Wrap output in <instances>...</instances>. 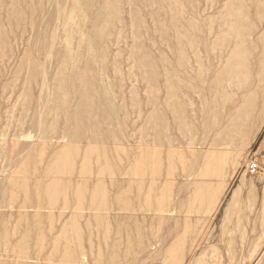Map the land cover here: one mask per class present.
<instances>
[{"label":"rangeland","instance_id":"rangeland-1","mask_svg":"<svg viewBox=\"0 0 264 264\" xmlns=\"http://www.w3.org/2000/svg\"><path fill=\"white\" fill-rule=\"evenodd\" d=\"M7 1L0 0V119H2V123L0 122V138H2L0 139V264H75V259L69 255L71 252H74L78 258H83L82 262L78 264H253L264 244V164L255 165V163L260 160L264 163V157L257 150L259 141L264 133V120L257 121L256 125H250L251 117L258 113L257 109H259L260 104H262L261 102L264 101V98H262L263 96H258L262 95L260 92L256 97V105H258V107L255 106L252 108L250 115H247L245 121L247 124L246 126L249 127V140L244 145L239 146L238 138H235L234 144L240 147L239 158L242 159L240 160L238 158L239 164L235 168V172L231 178L226 175L228 174L227 171V173L225 172L226 174H222V172L219 174L214 173L213 166L208 168L201 166L199 170L195 168L192 172V176L186 175L190 170H187L186 173L182 175L179 167V170L174 173V179L171 178L170 181L172 182L169 184L170 182H165L164 176H150L149 170L144 171V173H138L134 167V162L130 160L138 153V149L136 148L142 144L144 150H150L154 147L153 143L155 137H157V129L159 131V137L163 138V142L166 143L167 137L170 138L174 148L176 147L178 150H181L179 143H183V141L187 139L185 137L190 138L191 136L192 138L194 137L195 140L201 137V133H199L201 131H198L202 126V119H199L201 118L199 117L201 115V108L198 107V96H196L200 93L198 91L199 88L196 87L190 92L188 91L189 96H192L196 104L194 105L195 107H188L189 110L193 108L194 110L191 111L192 113L188 111L187 118L178 121L173 118L166 106L167 93L165 76L168 75V72H170L173 67L178 66L180 59H183L186 61L184 68L188 71V74L193 70L192 74H189L191 77L190 82L195 80L196 82L193 83L198 84L197 82H199L200 85L202 77L204 78L208 75L205 77L208 78L217 67L220 70L223 69L224 63L234 62V58L228 60L227 57L229 52L238 45L233 42L234 38L238 35H242L246 39L245 44L239 46V49H246L247 55L253 53L251 49H254V53L255 51H257L256 53H260L259 48L264 44V35L261 36L262 33L264 34V30L262 31V29H264V0H248V2L247 0H237L238 5H236L237 3H235V0H220V2L219 0H160L162 5L159 0H156L157 2L154 0H101L102 2H100V0H79V5L85 15V22L87 21L85 23L86 29L84 27L85 32L89 38L90 35H92L89 41L95 58L93 60L87 58L86 54L90 52L87 50V42H79V34L73 32L75 26L71 25L68 31L71 30L73 34L71 33L72 35H70L71 46H69L74 55L76 53V59L73 63L68 64L67 69L63 67L65 60H67L66 53L63 52L65 50V32L62 30L61 19L58 18L56 11L58 8H61L62 5V8L69 7V0H54V3L53 0H45L44 2L43 0ZM105 1L109 3V10L101 12L102 5H104ZM187 1L190 2L188 3ZM200 1H204L205 4ZM256 1L258 4H256ZM184 3H186L185 5L187 6L189 5V7H184ZM56 6L58 7L56 8ZM248 6L250 7L248 8ZM251 7L254 8L252 9ZM21 8L25 9L21 10ZM30 8H32V11ZM39 8L41 10H39ZM47 8L48 10L46 11ZM189 8L191 10H189ZM212 8L217 9L211 12ZM92 9H96L95 12ZM198 9H201L200 15ZM37 10L39 12L41 11V14ZM50 10L51 13H49ZM26 11L29 12V16ZM2 12L4 14H2ZM24 12H26V14ZM166 12L168 13L166 14ZM190 12H192L193 18L196 16L195 19H197L199 15L200 19H198L200 22L203 19L201 23L204 27H200L201 23L198 19L194 20L190 17ZM35 13L39 15H35ZM92 13H94V16ZM202 13L204 14L202 15ZM43 16H47V18H44L45 21L43 20ZM51 16H53V19L56 17L54 21H52L53 19H48L51 18ZM185 16H187V19H185ZM167 20L168 22H166ZM49 21L50 23L51 21L54 22L53 25L51 23L50 26ZM185 21H187V23ZM3 23L6 24V26H3ZM13 23L14 25L12 27ZM148 23L151 27L148 26ZM167 24L170 25V27L167 26ZM211 25H213L214 28H212L213 26L211 27ZM94 26L97 27L95 28ZM189 26L192 28H189ZM39 27L43 29L41 30ZM50 28L52 29L50 30L51 32L48 31ZM174 28L177 32H175ZM203 28L204 31L201 32L200 30H203ZM12 29L18 32H12ZM18 29L21 30L20 33ZM36 30H40L41 34ZM127 31L128 33L126 35ZM206 31H208V35ZM213 31L215 33H213ZM30 32L33 36L35 35V41H33V36L31 37ZM171 32H175L172 37ZM15 33L16 39L19 38V41L15 39ZM21 35L25 37L22 36L21 38ZM49 35L50 37L52 36L53 39L52 37L50 38ZM153 35L156 36L154 37ZM126 36L128 37L127 39ZM250 36L253 38L250 39ZM259 36H261V38L263 37V39ZM211 37L212 39L210 40ZM172 40H174V45L171 42ZM205 40L206 42L204 43ZM58 41L62 42V44L60 42V44H56ZM112 41H116L117 43H113ZM15 44H18L17 47H19L21 51L16 48ZM28 45H30V47ZM34 45L35 47H33ZM56 46H58L57 49L60 48L61 50H54ZM159 47L160 49L162 47V50H159ZM201 48L205 51H203V49L201 50ZM165 49L167 50L163 51ZM172 49H175V51ZM3 51H8L9 54ZM201 52L203 54L205 53V56ZM222 52H224L223 55ZM57 53H59V57ZM40 54L41 57L38 58ZM215 54L217 56L216 58L214 56ZM122 55L124 57H121ZM15 56L18 61H16ZM19 56L23 64L19 61ZM169 56L170 58H168ZM3 58L6 59V61ZM206 58L209 59L211 63L208 62ZM123 59L124 61H122ZM216 59L218 61L219 59L223 60L217 65L218 61ZM52 60L54 64L51 62ZM188 63H193L191 66L194 67L189 68V66H187ZM55 64L57 65L55 66ZM205 64H207L208 68ZM49 65L51 70H49ZM46 66L48 67L46 68ZM10 67L11 72H13L12 74L10 72ZM194 69L196 71H194ZM109 72H111L113 76ZM50 76H52L51 78H54V80L50 79ZM9 77L12 78L9 79ZM101 77L103 78V86L104 84L107 85L108 89L105 90V93L103 91V97L99 98L98 94L100 93V88L98 83ZM125 77L128 78V80ZM5 78L6 80L4 82ZM158 79L161 80L158 82ZM44 81L46 84L43 85ZM53 81L56 82L54 83L55 85L57 84L55 88L53 87ZM130 81L132 82V86L136 84V87H130ZM112 82L114 84H112ZM121 82H123L122 84L124 87ZM17 84H20V86ZM15 88L17 90H15ZM53 88L56 90H52ZM139 88L140 91L138 92ZM47 89L53 92H48ZM162 90L165 91L163 92ZM34 92L36 93L33 94ZM119 92L122 93L117 95ZM124 92H126V94H124ZM53 93V98L54 96L56 97L54 100L51 98L52 100L49 101ZM118 98H120V100ZM42 100L45 101L42 103ZM47 101L50 102V106H47L49 105ZM46 103L47 105H45ZM186 103L187 100L185 101V104ZM19 106L21 108L18 110L16 107ZM34 106L36 108H34ZM48 107L50 108L49 110ZM41 108L46 112H43ZM59 109L60 111H58ZM115 110H117V113ZM2 112L4 114H1ZM166 112L169 114L167 115ZM59 113L62 115H59ZM86 113H92L93 116L88 118ZM46 114L48 117H46ZM54 114L58 115L54 116ZM134 114L136 115L135 117ZM83 115L84 117L82 118ZM159 115L160 118L158 117ZM193 115L195 117H193ZM42 118H44V120ZM32 119L34 122L37 121L36 125L31 122ZM68 119H71L73 123L70 124L71 121L69 122ZM126 119L128 120L127 122ZM13 121L14 123L10 125ZM66 121L69 124H67ZM4 122L6 125H2ZM45 122L46 124H44ZM47 122H49V124L52 123L54 127H57L59 130L53 128V125H49ZM128 122L131 123L130 126ZM197 122H199L200 125ZM31 124L32 126L35 125L33 127L34 130H31ZM117 124L119 127H117ZM1 126H3L4 130ZM22 126L29 127L28 131ZM43 126H46L44 128L46 130L44 131ZM104 126L109 130H106L107 136ZM48 128L50 130H48ZM15 129L16 131H14ZM132 129L134 131H132ZM99 130L102 132H99ZM25 131L28 135L25 134ZM32 131L33 135L31 133ZM253 131L257 133L254 134ZM171 132L173 136L170 135ZM17 133L18 135H16ZM42 135H44L46 139L41 137ZM57 135L59 137H57ZM103 135H105V137ZM136 135L138 137H136ZM18 136L21 137V139ZM25 136L26 139H24ZM170 136H172V138ZM38 137H41L40 140ZM86 138L88 139L86 140ZM28 139H30L32 143ZM57 139L59 140L57 141ZM106 139H110V141ZM44 140L46 141L43 142ZM108 142L111 143L109 144ZM56 145L57 147H55ZM64 146L67 148L70 147L73 151L71 158L73 166L71 171L64 175L65 179H67L64 184L68 190V196L66 201L60 199L50 206L49 203H46V198L42 194V191H39V188L45 181H48L47 163L50 162L51 158L54 159L55 155L61 152ZM80 146L81 148H79ZM194 146L198 147L200 145L197 143ZM17 147L21 148L17 149ZM89 149L95 152L91 155V161L86 166L84 163L85 155ZM42 150L44 153H41ZM106 151H108V153ZM22 152L25 154L23 155ZM104 152H106L107 155ZM110 153L112 154L110 155ZM131 154L132 156H130ZM108 155L113 156L114 160L111 157L109 159ZM11 156H14V162H12ZM97 156L100 158H97ZM33 157L36 160H34ZM77 157L79 161H77ZM1 158L4 162H2ZM38 158H41L42 162L37 163L39 160ZM42 158L44 160H42ZM108 159L110 161H108ZM128 161L131 162L129 166H127ZM11 163L15 164L12 165ZM32 163L35 165L34 167L39 168L33 169ZM163 164H161L162 173H164L166 166L165 162ZM85 167L88 169L84 171L87 172V184L84 190L85 198L81 205L83 210L75 211L74 207L77 205L75 197L82 191L81 188H83V184L81 183L80 176ZM230 168L229 166L228 169ZM101 169L103 170V182L99 184L97 180L99 170ZM6 170H9V172H6ZM194 173H196V176H194ZM90 174H93V176ZM195 179H197L196 185ZM152 183L155 185H152ZM10 184H13V186H10ZM139 184H141V187ZM15 187L18 189L16 188L15 190ZM25 187H27L29 191V199L25 197ZM35 190L40 192L39 202L40 204H45L47 209L52 212V218H48V211L46 209H40V211L36 213L34 209ZM12 192L13 194H10ZM102 193L104 197H102ZM169 197L171 198L170 201ZM159 198L160 200H158ZM101 201H103V206L100 205ZM22 204L28 206L22 209L20 208ZM74 212H79L78 218L76 217L74 219L71 216ZM94 215L99 216L95 218ZM22 228H24V230H22ZM57 232V236H54ZM50 238L54 240L51 241L49 240ZM9 241L11 242L9 243ZM31 255L38 257L37 260L29 262L26 258Z\"/></svg>","mask_w":264,"mask_h":264},{"label":"bare ground","instance_id":"bare-ground-1","mask_svg":"<svg viewBox=\"0 0 264 264\" xmlns=\"http://www.w3.org/2000/svg\"><path fill=\"white\" fill-rule=\"evenodd\" d=\"M7 1V0H6ZM36 1H38V0H36ZM45 0H43V2H44ZM98 1V0H97ZM109 1V0H108ZM140 1V0H139ZM155 2H157L156 0H154ZM160 1V0H159ZM225 1V0H224ZM236 2L235 3H237L238 1L237 0H235ZM8 2V1H7ZM42 2V3H43ZM58 2V1H57ZM61 2V1H60ZM96 2V1H95ZM100 2H102L101 0H100ZM111 2V1H110ZM188 3L190 2V1H187ZM200 2H203V4H205L204 3V1H200ZM219 2H220V0H219ZM247 2H248V0H247ZM257 2V1H256ZM6 3V2H5ZM37 3V2H36ZM47 3H48V1H47ZM53 3H54V0H53ZM98 3V2H97ZM160 3H161V1H160ZM183 3V2H182ZM7 4V3H6ZM59 4V3H58ZM186 3H184V7L186 6V7H189V5L187 6V5H185ZM217 4V3H216ZM246 4V3H245ZM248 4V3H247ZM254 4V3H253ZM256 4H258V2L256 3ZM53 5H55V4H53ZM135 5V4H134ZM161 5H162V3H161ZM236 5H238V3L236 4ZM236 5H235V7H236ZM40 6V5H39ZM51 6V5H50ZM66 6V5H65ZM136 6V5H135ZM165 6V5H164ZM163 6V7H164ZM206 6V5H205ZM218 6V5H217ZM220 6H221V4H220ZM223 6V5H222ZM257 6V5H256ZM255 6V7H256ZM36 7V6H35ZM47 7V6H46ZM45 7V8H46ZM54 7V6H53ZM58 6H56V8H57ZM63 7V5L61 6V8H58L57 9V16H58V18H60L61 19V26H62V30L65 32V37H64V45H65V50L63 51L64 53H66V56H67V60H65V62H64V64H63V67L64 68H68V64H70V63H73L74 62V60L76 59L75 58V56H76V53H75V55H74V53L71 51V48H70V35H72L73 33H72V31L71 30H69L68 31V28H69V26H71V25H74L75 27H74V29L75 30H73V32L74 33H77V34H79V42H83V41H86L87 42V50L88 51H90V52H88L86 55H87V58H89V59H91V60H93L94 58H95V55L93 54V51H92V48H91V45H90V38H91V36L92 35H90V38H89V36L86 34V32H85V29H86V25H85V23L87 22H85V15L83 14V11L81 10V7H80V5H79V0H69V7H67V8H62ZM126 7V6H125ZM199 7V6H198ZM219 7V6H218ZM225 7V6H224ZM250 6H248V8H249ZM20 8V7H19ZM43 8H44V6H43ZM97 8V7H96ZM98 8H99V5H98ZM200 8H201V6H200ZM204 8V7H203ZM234 8V7H233ZM252 8V7H251ZM254 8V7H253ZM252 8V9H253ZM9 9V8H8ZM23 8H21V10H22ZM25 9V8H24ZM23 9V10H24ZM32 8H30V10H31ZM188 9V8H187ZM202 9V8H201ZM201 9L198 11L199 12V15L201 14L200 12H201ZM215 9H217V8H215ZM214 8H212V11L211 12H213V10H215ZM219 9V8H218ZM28 10V9H27ZM39 10H41L40 8H39ZM48 10V8L46 9V11ZM51 10H52V8H51ZM51 10H50V12L49 13H51ZM56 10V9H55ZM93 10V9H92ZM95 10L96 9H94L93 11L95 12ZM107 11V10H109V3L107 2V1H105L104 2V5H102V9H101V12H103V11ZM125 10V9H124ZM181 10V9H180ZM189 10H191L190 8H189ZM8 11V10H7ZM32 11V10H31ZM38 11V10H37ZM92 11V12H93ZM127 11V10H126ZM184 11V10H183ZM193 11V10H192ZM196 11V12H197ZM4 12V11H3ZM2 12V14H4ZM26 12H28V11H26ZM26 12H24L25 14H26ZM39 12V11H38ZM37 12V13H38ZM41 12V11H40ZM39 12V13H40ZM55 12V13H56ZM194 12V11H193ZM238 12V11H237ZM242 12V11H241ZM48 13V12H47ZM88 13V12H87ZM128 13V12H127ZM126 13V14H127ZM154 13V12H153ZM168 12H166V14H167ZM191 13V18H193L192 17V12H190ZM205 13V12H204ZM204 13H202V15L204 14ZM208 13V12H207ZM223 13V12H222ZM41 14V13H40ZM86 14V13H85ZM93 14V16H94V13H92ZM133 14H135V13H133ZM142 14V13H141ZM184 14V13H183ZM194 14V13H193ZM198 14V13H197ZM251 14H253V13H251ZM262 14V13H261ZM35 15H39V14H36L35 13ZM55 15V14H54ZM88 15V14H87ZM196 15V14H195ZM199 15H198V18H199ZM211 15V14H210ZM28 16H29V12H28ZM33 16H34V14H33ZM32 16V17H33ZM50 16V15H49ZM124 16H126V15H124ZM146 16V15H145ZM163 16V15H162ZM170 16V15H169ZM188 16V15H187ZM187 16H185V19H187L186 17ZM262 16V15H261ZM4 17V16H3ZM2 17V18H3ZM31 17V16H30ZM35 17V16H34ZM33 17V18H34ZM38 17V16H37ZM46 18H47V16H45ZM44 16H43V20H44V18H45ZM128 17V16H127ZM133 17H134V15H133ZM141 17H142V15H141ZM168 17V16H167ZM196 17V16H195ZM195 17L193 18L194 20H197V19H195ZM233 17V16H232ZM29 18V17H28ZM55 18L56 17H54V19H53V16H51V18H48V19H53L52 21H54L55 20ZM94 18V17H93ZM124 18V17H123ZM251 18H253V17H251ZM20 19H23V18H20ZM25 19H26V17H25ZM40 19H41V17H40ZM155 19H156V17H155ZM200 19V18H199ZM199 19H198V21H199ZM32 20V19H31ZM36 20H37V18H36ZM124 20V19H123ZM189 20V19H188ZM203 20V19H202ZM202 20H201V22H202ZM262 20V19H261ZM264 20V19H263ZM23 21V20H22ZM26 21V20H25ZM27 21H28V19H27ZM45 21V20H44ZM43 21V22H44ZM51 21V23H52V25H53V23L54 22H52ZM90 21V20H89ZM127 21V20H126ZM130 21V20H129ZM149 21V20H148ZM175 21V20H174ZM230 21V20H229ZM3 22H4V20H3ZM39 22H40V20H39ZM93 22V21H92ZM166 22H168V20L166 21ZM186 23H187V21H185ZM191 22V21H190ZM200 22V21H199ZM200 22V23H201ZM261 22H263V21H261ZM49 23H50V21H49ZM48 23V24H49ZM51 23H50V26H51ZM59 23V22H58ZM91 23V22H90ZM100 23V22H99ZM125 23V22H124ZM255 23H256V21H255ZM257 23H259V22H257ZM39 24V23H38ZM125 24H127V23H125ZM125 24H124V26H125ZM155 24V23H154ZM253 24V23H252ZM13 25H14V23L12 24V27H13ZM97 25V24H96ZM131 25V24H130ZM139 25V24H138ZM190 25H191V23H190ZM3 26H6V24H4L3 23ZM22 26V25H21ZM35 26H37V25H35ZM42 26H44V25H42ZM49 26V25H48ZM49 26V27H50ZM93 26V25H92ZM116 26V25H115ZM148 26H149V23H148ZM167 26H169L170 27V25H168L167 24ZM177 26V25H176ZM175 26V27H176ZM203 25H202V23H201V25H200V27H202ZM207 26V25H206ZM213 25H211V27H212ZM257 26V25H256ZM38 27V26H37ZM41 27V26H40ZM39 27V29H43V28H40ZM48 27V28H49ZM57 27H58V25H57ZM84 27H85V29H84ZM95 27V26H94ZM97 27V26H96ZM95 27V28H96ZM119 27V26H118ZM149 27H151V25L149 26ZM155 27H156V25H155ZM191 26H189V28H190ZM204 27V26H203ZM258 27V26H257ZM261 27V26H260ZM173 28V27H172ZM192 28V27H191ZM206 28V27H205ZM212 28H214V26L212 27ZM218 28V27H217ZM14 29V28H13ZM13 29L11 30L12 32H16L15 30L13 31ZM29 29V28H28ZM38 29V28H37ZM45 29H46V27H45ZM44 29V30H45ZM55 29V28H54ZM58 29H60V28H58ZM90 29V28H89ZM124 29V28H123ZM130 29V28H129ZM156 29H157V27H156ZM258 29V28H257ZM19 30V33H20V29H18ZM50 30H52L51 28L50 29H48V31H50ZM117 30H118V28H117ZM117 30H116V33H117ZM161 30V29H160ZM159 30V31H160ZM174 30H175V32H177V30L174 28ZM205 30H207V29H205ZM264 29H262V31H263ZM9 31V30H8ZM30 31V30H29ZM36 31H38V30H36ZM35 31V32H36ZM55 31V30H54ZM62 31V32H63ZM123 31V30H122ZM122 31H120V32H122ZM143 31V30H142ZM158 31V30H157ZM173 31V30H172ZM198 31V30H197ZM201 32L202 31H204V28H203V30H200ZM200 31H198V32H200ZM261 31V32H262ZM18 32V31H17ZM38 32H40V34H41V31L39 30ZM51 32V31H50ZM123 32H125V31H123ZM141 32V31H140ZM175 32H171L172 34H171V37L172 36H174V33ZM191 32H193V31H191ZM208 31H206V33H207ZM256 32V31H255ZM31 33V32H30ZM29 33V34H30ZM55 33H56V31H55ZM55 33H52V34H55ZM72 33V34H71ZM127 33H128V31L126 32V35H127ZM186 33V32H185ZM187 33H188V31H187ZM213 33H215L214 31H213ZM252 33H254V32H252ZM130 34V33H129ZM61 35V34H60ZM117 35V34H116ZM115 35V36H116ZM188 35V34H187ZM204 35V34H203ZM207 35H208V33H207ZM212 35V34H211ZM256 35V34H255ZM260 35H261V33H260ZM264 34L262 33V35L261 36H263ZM10 36V35H9ZM22 36L23 37H25L26 36V34H25V36L24 35H21V38H22ZM30 36V35H29ZM33 35H32V33H31V37H32ZM35 36V35H34ZM34 36H33V41H35L36 39H34ZM40 36H42V35H40ZM48 36V35H47ZM47 36H46V39H47ZM54 36V35H53ZM58 36H59V34H58ZM74 36V35H73ZM94 36V35H93ZM152 36V35H151ZM154 37L156 36V35H153ZM200 36V35H199ZM234 36V35H233ZM254 36V35H253ZM261 36H259L260 38H261ZM14 37H15V39H16V33L14 34ZM20 37V36H19ZM28 37V36H27ZM38 37V36H37ZM37 37H35V38H37ZM49 37H50V35H49ZM52 37V36H51ZM50 37V38H51ZM56 37V36H55ZM208 37V36H207ZM212 37H213V35H212ZM212 37L210 38V40L212 39ZM256 37V36H255ZM254 37V38H255ZM44 38H45V36H44ZM57 38V37H56ZM60 38V37H59ZM58 38V39H59ZM115 38H117V37H115ZM128 37L126 36V39H127ZM133 38V37H132ZM157 38V37H156ZM201 38V37H200ZM203 38V37H202ZM209 38V37H208ZM253 37H251L250 36V39H252ZM259 38V39H260ZM26 39V38H25ZM49 39V38H48ZM52 39H53V37H52ZM72 39H73V37H72ZM71 39V40H72ZM124 39V38H123ZM215 39H217V38H215ZM225 39V38H224ZM223 39V40H224ZM261 39H263V37L261 38ZM16 40H18L19 41V38L18 39H16ZM23 40V39H22ZM22 40H21V43H22V45H23V42H22ZM41 40V39H40ZM57 40V39H56ZM62 40V39H61ZM74 40V39H73ZM104 40V39H103ZM116 40V39H115ZM209 40V41H210ZM28 41V40H27ZM108 41V40H107ZM128 41H130V40H128ZM190 41V40H189ZM30 42V41H29ZM32 42V41H31ZM41 42V41H40ZM60 41H58L56 44H58ZM113 43L114 42H116V41H112ZM119 42V41H118ZM172 43H173V45H174V40H172L171 41ZM200 42V41H199ZM206 42V40L204 41V43ZM211 42V41H210ZM230 42H231V40H230ZM233 42L235 43V44H238L237 46H236V48H234L233 50H231L230 52H229V54H228V57H227V59L229 60V59H231V58H234L233 60H234V62L233 63H227L226 62V64L224 63H222L223 64V69H218V67L216 68V69H218V70H216L215 69V71L212 73V74H210V76L208 77V78H205L206 76H208V75H206L204 78L202 77L201 78V80H200V85H199V82H197L198 84H195V83H193V82H196L195 80H193V82H190V79H191V77H190V75L189 74H192V72H193V70H191L192 72L191 73H189L188 74V71L184 68L185 66L184 65H186V61L185 60H179L180 62L178 63V66L177 67H173L172 68V70L170 71V72H168V75L167 76H165L166 77V93H167V103H166V106H167V108L169 109V111H170V113H171V115L173 116V118L174 119H177L178 121H182V120H184L185 118H187V116H188V111L189 112H191L192 110H194V108L192 109V110H189L188 109V107H195L194 105L196 104V102L194 101V99L192 98V96L190 97L189 96V92L191 91V90H193V89H195L196 87H198L199 88V92L200 93H198L196 96H198L197 97V99H198V107L199 108H201V112H200V110H199V112L201 113V115L199 116V117H201V118H199V119H202L201 120V122H202V126L198 129V131H201V132H199V133H201V137H198V139L197 140H195V138L193 137H191L190 136V138H188V137H185V138H187V139H185V141H183V143L181 142V143H179V147H181V150H178V148H174V146H173V142H172V140L170 139V138H168L167 137V142L166 143H164L163 142V138L162 137H159V131H158V129H157V137H155V140H154V143H153V148H151L150 150L148 149V150H144L143 148H142V145L141 146H139V147H135L136 149H138L137 151H138V153L137 154H135L134 155V157H132L131 158V162L133 161L134 162V164H135V168H136V170L138 171V173L139 172H141V173H144V171H146V170H149V175L150 176H152V175H158L159 177L160 176H164L165 177V182H170L169 184H171V182L172 181H170L171 180V178H173L174 179V173L175 172H177L178 170H179V167H180V171H181V173H182V175H184L185 173H186V171L187 170H190V172H187V176H192V172L195 170V168H197V170H199L200 168H201V166L202 167H210V166H213V171H214V173H216V174H219V173H221L222 172V174L223 173H225L226 171L228 172V174H226V175H228L230 178L233 176V174H234V172H235V168L237 167V165L239 164V159L241 160L242 158H239V156H240V150L241 149H239L240 147H237V146H235V144H234V141H235V138L237 137L238 138V141H239V146H241V145H244L245 143H247V141L249 140L248 139V137H249V127L248 126H246L247 124H246V119H247V115H250V113H251V110H252V108L253 107H258V105H256V97H257V95L258 94H262V95H258V96H263L262 98H264V44H263V46L261 47V48H259L260 49V53H256L257 51H255V53H254V49L252 50L251 49V51H253V53H250V54H248L247 55V52H246V49H242L241 47V49H239V46H241V45H244L245 44V42H246V39L242 36V35H238L236 38H234V40H233ZM261 42V41H260ZM16 43V42H15ZM25 43V42H24ZM38 43V42H37ZM61 44H62V42H60ZM59 43V44H60ZM117 43V42H116ZM122 43V42H121ZM176 43V42H175ZM190 43V42H189ZM188 43V44H189ZM197 43V42H196ZM213 43V42H212ZM254 43V42H253ZM257 43H259V42H257ZM29 44V43H28ZM46 44V43H45ZM44 44V45H45ZM80 44V43H79ZM112 44V43H111ZM201 44V43H200ZM200 44H199V46H200ZM227 44V43H226ZM18 45V44H17ZM17 45L15 44V46H16V48H18L19 49V47H17ZM24 45H26V44H24ZM55 45V44H54ZM70 45V46H69ZM100 45V44H99ZM128 45V44H127ZM161 45V44H160ZM186 45V44H185ZM203 45V44H202ZM214 45V44H213ZM249 45V44H248ZM12 46H13V44H12ZM19 46L21 47V45L19 44ZM29 47H30V45H28ZM37 46V45H36ZM50 46V45H49ZM114 46V45H113ZM156 46V45H155ZM154 46V47H155ZM157 46H159V45H157ZM169 46V45H168ZM176 46V45H175ZM192 46H193V44H192ZM260 46V45H259ZM23 47V46H22ZM33 47H35V45L33 46ZM45 47V46H44ZM60 47H62V46H60ZM129 47V46H128ZM163 47V46H162ZM162 47H161V49H160V47L158 48L159 50H162ZM227 47V46H226ZM32 48V47H31ZM58 48V46H56V49H54V50H56V51H59V49H57ZM115 48H117V47H115ZM115 48H113V49H115ZM164 48H165V46H164ZM167 48V47H166ZM193 48V47H192ZM197 48H199V47H197ZM22 49H24V48H22ZM43 49V48H42ZM99 49V48H98ZM112 49V48H111ZM110 49V50H111ZM150 49V48H149ZM200 49V48H199ZM203 48H201V50H202ZM206 49V48H205ZM208 49H210V48H208ZM211 49H212V47H211ZM232 49V48H231ZM20 50V49H19ZM31 50V49H30ZM34 50V49H33ZM33 50H32V52H33ZM36 50H37V48H36ZM53 50V49H52ZM61 50V49H60ZM116 50V49H115ZM114 50V51H115ZM134 50V49H133ZM152 50V49H151ZM153 50H155V49H153ZM167 49H165V50H163V51H166ZM173 51H175V49H172ZM256 50H258V49H256ZM21 51V50H20ZM25 51V50H24ZM102 51V50H101ZM112 51V50H111ZM113 51V52H114ZM158 51V50H157ZM199 51V50H198ZM203 51H205L204 49H203ZM250 51V52H251ZM3 52H5V51H3ZM8 54H9V52L8 51H6ZM5 52V53H6ZM17 52V51H16ZM153 52V51H152ZM217 52V51H216ZM215 52V53H216ZM46 53H48V52H46ZM60 53V52H59ZM59 53H57V55L59 54ZM103 53V52H102ZM157 53V52H156ZM168 53H169V50H168ZM202 53V52H201ZM201 53H199V54H201ZM210 53V52H209ZM226 53V52H225ZM228 53V52H227ZM13 54V53H12ZM26 54V53H25ZM53 54V53H52ZM51 54V55H52ZM54 54H55V52H54ZM112 54V53H111ZM175 54V53H174ZM173 54V55H174ZM203 54V53H202ZM205 54V53H204ZM203 54V55H204ZM211 54V53H210ZM212 54H213V52H212ZM224 54V52H222V55ZM85 55V56H86ZM155 55V54H154ZM169 55V54H168ZM172 55V56H173ZM218 55V54H217ZM0 56H1V54H0ZM23 56V55H22ZM54 56V55H53ZM55 56H56V54H55ZM113 56V55H112ZM126 56V55H125ZM205 56V55H204ZM215 56V58L217 57L216 56V54L214 55ZM6 57H7V55H6ZM6 57H4V58H6ZM13 57V56H12ZM11 57V58H12ZM36 57H38V56H36ZM41 57V54H40V56L38 57V58H40ZM58 57H59V55H58ZM121 57H124L123 55L121 56ZM191 57V56H190ZM189 57V58H190ZM208 57V56H207ZM222 57V56H221ZM3 58V59H4ZM19 61L21 60V57L19 56ZM24 58V57H23ZM53 58V57H52ZM51 58V59H52ZM57 58V57H56ZM55 58V59H56ZM103 58V57H102ZM111 58V57H110ZM113 58V57H112ZM158 58V57H157ZM168 58H170V56L168 57ZM176 58V57H175ZM192 58V57H191ZM204 58V57H203ZM209 58H210V56H209ZM226 58V57H225ZM260 58V59H259ZM15 59H16V56H15ZM14 59V60H15ZM25 59V58H24ZM85 59V58H84ZM207 59V58H206ZM5 61H6V59H4ZM26 60V59H25ZM46 60V59H45ZM59 60V59H58ZM172 60H175V59H172ZM191 60V59H190ZM203 60V59H202ZM204 60H205V58H204ZM203 60V61H204ZM217 60V59H216ZM215 60V61H216ZM223 60V59H222ZM222 60H220L219 59V61H218V63H217V61H216V63H217V65L218 64H220V62L222 61ZM226 60V59H225ZM10 61H11V59H10ZM16 61H18V59H16ZM22 61V60H21ZM20 61V62H21ZM48 61V60H47ZM84 61V60H83ZM114 61V60H113ZM122 61H124V59L122 60ZM202 61V62H203ZM207 61L208 62H210V60L209 59H207ZM15 62V61H14ZM13 62V63H14ZM51 62H53V64H54V61L52 60ZM50 62V63H51ZM102 62V61H101ZM174 62V61H173ZM191 62V61H190ZM208 62H206V63H208ZM3 63H4V61H3ZM22 63V62H21ZM125 63V62H124ZM130 63V62H129ZM175 63V62H174ZM203 63H205V62H203ZM211 63V62H210ZM214 63V62H213ZM23 64V63H22ZM21 64V65H22ZM132 64V63H131ZM193 64V63H192ZM192 64H189L188 63V65L187 66H189V68H191V67H194V66H191ZM197 64V63H196ZM1 65V64H0ZM57 64H55V66H56ZM118 65V64H117ZM126 65V64H125ZM124 65V66H125ZM161 65V64H160ZM175 65V64H174ZM206 66H207V64H205ZM204 65V66H205ZM210 65V64H209ZM225 65V66H224ZM52 66V65H51ZM96 66V65H95ZM119 66V65H118ZM121 66V65H120ZM123 66V65H122ZM130 66V65H129ZM167 66V65H166ZM165 66V67H166ZM216 66V65H215ZM222 66V65H221ZM220 66V67H221ZM23 67V66H22ZM48 66H46V68H47ZM60 67H61V65H60ZM210 67V66H209ZM16 68V67H15ZM25 68V67H24ZM45 68V67H44ZM49 68H50V65H49ZM55 68V67H54ZM73 68H74V66H73ZM97 68V67H96ZM132 68V67H131ZM159 68V67H158ZM200 68V67H199ZM207 68H208V66H207ZM215 68V67H214ZM9 69V68H8ZM14 69V68H13ZM56 69V68H55ZM2 70H3V68H2ZM49 70H51V68L49 69ZM60 70H61V68H60ZM98 70V69H97ZM126 70V69H125ZM24 71H25V69H24ZM108 71V70H107ZM194 71H196L195 69H194ZM201 71V70H200ZM8 72H9V70H8ZM10 72H11V67H10ZM207 72H210V71H207ZM13 72H11V74H12ZM25 73V72H24ZM61 73V72H60ZM110 74H111V72H109ZM132 73V72H131ZM160 73V72H159ZM203 73V72H202ZM206 73V72H205ZM41 74V73H40ZM49 74H50V72H49ZM107 74V73H106ZM7 75H8V73H7ZM23 75V74H22ZM51 75V74H50ZM105 75V74H104ZM103 75V76H104ZM112 76H113V74H111ZM133 75V74H132ZM194 75V74H193ZM69 76H71V75H69ZM75 76V75H74ZM102 76V75H101ZM108 76V75H107ZM192 76V75H191ZM200 76V75H199ZM52 76H50V79H52L51 78ZM59 77V76H58ZM96 77V76H95ZM138 77V76H137ZM136 77V78H137ZM164 77V76H163ZM12 78V77H11ZM10 77H9V79H11ZM22 78V77H21ZM20 78V79H21ZM57 78V77H56ZM55 78V79H56ZM126 78V77H125ZM30 79H32V78H30ZM36 79H38V78H36ZM49 79V78H48ZM60 79V78H59ZM58 79V80H59ZM62 79H64V78H62ZM71 79H73V78H71ZM96 79V78H95ZM124 79V78H123ZM127 80H128V78H126ZM161 79H163V78H161ZM161 79H158V82H159V80H161ZM194 79V78H193ZM5 80H6V78L4 79V82H5ZM46 80V79H45ZM52 80H54V78L52 79ZM51 80V81H52ZM79 80H81V79H79ZM79 80H78V82H79ZM115 80V79H114ZM118 80V79H117ZM116 80V81H117ZM20 81V80H19ZM38 81V80H37ZM36 81V82H37ZM70 81V80H69ZM138 81H141V80H138ZM11 82V81H10ZM23 82V81H22ZM42 82V81H41ZM73 82V81H72ZM85 82V81H84ZM124 82V81H123ZM123 82H121V84L123 83ZM163 82V81H162ZM20 83V82H19ZM53 84L54 83H56V82H52ZM116 83V82H115ZM130 87L132 86V82L130 81ZM8 84H10V83H8ZM32 84V83H31ZM44 84H46L45 83V81H44V83H43V85ZM99 88H100V93L98 94V97L100 98V97H103V91H104V93H105V90L106 89H108V87H107V85H105L104 84V86H103V78L101 77V79H100V81H99ZM112 84H114L113 82H112ZM127 84V83H126ZM125 84V85H126ZM139 84H141V83H139ZM159 84V83H158ZM161 84V83H160ZM2 85V84H1ZM18 86H20V84H17ZM57 85V84H56ZM55 84L53 85V87L55 88V86H56ZM76 85H77V87H78V84L76 83ZM75 85V86H76ZM94 85H95V83H94ZM138 85V84H137ZM149 85V84H148ZM10 86V85H9ZM32 86V85H31ZM114 86V85H113ZM122 86H123V84H122ZM159 86H161V85H159ZM58 87V86H57ZM56 87V88H57ZM124 87V86H123ZM133 88L134 87H136V84H134V86H132ZM149 87H151V86H149ZM148 87V88H149ZM19 88V87H18ZM32 88H33V86H32ZM43 88V87H42ZM49 88V87H48ZM52 89V90H56V89ZM60 88H61V86H60ZM75 88V87H74ZM94 88V87H93ZM116 88V87H115ZM114 88V89H115ZM117 88H118V86H117ZM116 88V89H117ZM155 88V87H154ZM157 88H158V86H157ZM160 88V87H159ZM34 89V88H33ZM59 89V88H58ZM94 89H96V88H94ZM125 89V88H124ZM142 89V88H141ZM146 89V88H145ZM4 90V89H3ZM9 90V89H8ZM7 90V91H8ZM15 90H17L16 88H15ZM22 90V89H21ZM43 90V89H42ZM41 90V91H42ZM48 90V89H47ZM50 91V90H48V92L50 91V92H53V91ZM44 91V90H43ZM66 91V90H65ZM123 91V90H122ZM140 91V88H139V90H138V92ZM163 92L165 91V90H162ZM189 91V92H188ZM16 92V91H15ZM45 92V91H44ZM59 92V91H58ZM57 92V93H58ZM107 92V91H106ZM118 92V91H117ZM162 92V93H163ZM260 92V93H259ZM9 93H10V91H9ZM18 93H20V92H18ZM36 92H34L33 94H35ZM55 93V92H54ZM54 93L53 94H51V96L52 97H50V99H49V101L50 100H52L51 98H53V95H54ZM109 93V92H108ZM122 93V92H121ZM120 92L117 94V95H120L121 94ZM7 94H8V92H7ZM13 94V93H12ZM15 94V93H14ZM124 94H126V92H124ZM135 94H137V93H135ZM134 94V95H135ZM163 94H165V93H163ZM46 95V94H45ZM110 95V94H109ZM50 96V95H49ZM77 96V95H76ZM195 96V95H194ZM17 97V96H16ZM42 97H44V96H42ZM56 96H54V98H55ZM59 97H60V94H59ZM75 97V96H74ZM141 97V96H140ZM145 97V96H144ZM147 97V96H146ZM163 97V96H162ZM45 98V97H44ZM54 98H53V100H54ZM129 98V97H128ZM143 98V97H142ZM259 98V97H258ZM47 99H48V97H47ZM95 99H96V97H95ZM112 99V98H111ZM117 99V98H116ZM119 100H120V98H118ZM125 99V98H124ZM187 100V106H186V104H185V101ZM196 99V98H195ZM63 100H64V97H63ZM74 100V99H73ZM140 100V99H139ZM158 100H160V99H158ZM45 101V100H44ZM43 100H42V103L44 102ZM49 101H47V102H49ZM103 101V100H102ZM36 102V101H35ZM143 102V101H142ZM161 102V101H160ZM159 102V103H160ZM261 102V101H260ZM9 103V102H8ZM42 103H40V104H42ZM75 103V102H74ZM73 103V104H74ZM128 103V102H127ZM262 104H260V107H259V109H257L258 110V113H256L254 116H252L251 117V120H250V125H256V123H257V121H263L264 120V101L263 102H261ZM36 104V103H35ZM72 104V103H71ZM162 104V103H161ZM258 104H259V102H258ZM6 105V104H5ZM27 105V104H26ZM45 105H47V103L45 104ZM51 104H50V102H49V105H47V106H50ZM56 105V104H55ZM125 105H126V103H125ZM124 105V106H125ZM145 105V104H144ZM1 106H3V105H1ZM11 106V105H10ZM36 106V105H35ZM34 106V108H36ZM42 106V105H41ZM72 106V105H71ZM135 106V105H134ZM160 106V105H159ZM163 106H165V105H163ZM162 106V107H163ZM39 107V106H38ZM54 107V106H53ZM52 107V108H53ZM145 107V106H144ZM148 107V106H147ZM152 107V106H151ZM7 108V107H6ZM16 108H18V110H19V108H21L20 106L19 107H16ZM198 108V109H199ZM12 109H14V108H12ZM39 109H40V107H39ZM42 109V108H41ZM45 109H47V108H45ZM50 108L48 107V110H49ZM57 109H58V107H57ZM103 109V108H102ZM136 109V108H135ZM135 109H134V111H135ZM147 109V108H146ZM152 109V108H151ZM5 110V109H4ZM23 110V109H22ZM35 110V109H34ZM52 110V109H51ZM50 110V111H51ZM130 110V109H129ZM138 110V109H137ZM137 110H136V112H137ZM141 110H142V108H141ZM148 110V109H147ZM147 110H144V111H147ZM158 110H159V108H158ZM162 110V109H161ZM166 110V109H165ZM3 111V110H2ZM6 111V110H5ZM16 111V110H15ZM36 111H37V109H36ZM35 111V112H36ZM42 111H43V109H42ZM58 111H60V109L58 110ZM68 111V110H67ZM67 111H66V114H67ZM117 110H115V112H116ZM143 111V112H144ZM168 111V112H169ZM39 112V111H38ZM43 112H46V111H43ZM48 112V111H47ZM113 112V111H112ZM120 112V111H119ZM129 112V111H128ZM149 112V111H148ZM147 112V113H148ZM34 113V112H33ZM51 113H53V112H51ZM94 113V112H93ZM117 113V112H116ZM121 113V112H120ZM130 113V112H129ZM132 113H134V112H132ZM192 113V112H191ZM1 114H4L3 112L1 113ZM6 114V113H5ZM36 114V113H35ZM48 114V113H47ZM47 114H46V117H48L47 116ZM55 114H56V112H55ZM54 114V116H57V115H55ZM113 114H114V112H113ZM113 114H111V115H113ZM144 114H145V112H144ZM166 114H167V112H166ZM169 114V113H168ZM167 114V115H168ZM16 115V114H15ZM15 115H14V118H15ZM40 115V114H39ZM43 115H44V113H43ZM52 115V114H51ZM59 115H62V114H60L59 113ZM198 115V114H197ZM38 116V115H37ZM45 116V115H44ZM43 116V117H44ZM67 116V115H66ZM65 116V117H66ZM69 117H71L70 115H68ZM86 116L88 117V118H90V117H92L93 116V114L92 113H86ZM110 116V115H109ZM133 116V115H132ZM136 115L134 114V117H135ZM138 116V115H137ZM5 117V116H4ZM39 117V116H38ZM63 117V116H62ZM68 117V118H69ZM84 117V115L82 116V118ZM144 117H145V115H144ZM148 117V116H147ZM152 117V116H151ZM159 118H160V115L158 116ZM193 117H195L194 115H193ZM13 118V119H14ZM18 118V117H17ZM16 118V119H17ZM32 118H34V117H32ZM36 118V117H35ZM45 118V117H44ZM44 118H42L43 120H44ZM119 118V117H118ZM121 118V117H120ZM197 118H198V116H197ZM42 119H40V120H42ZM46 119V118H45ZM136 119V118H135ZM194 119V118H193ZM250 119V118H249ZM258 119V120H257ZM1 120L2 119H0V122H1ZM22 120V119H21ZM24 120H27V119H24ZM35 120V119H34ZM52 120V119H51ZM50 120V121H51ZM69 120V119H68ZM115 120H119V119H115ZM189 120H191V119H189ZM28 121V120H27ZM49 121V122H50ZM54 121H55V119H54ZM59 121H60V119H59ZM71 121V122H70ZM128 120L126 119V122H127ZM197 121H199V120H197ZM10 122H11V119H10ZM31 122H33V124H35L36 125V123H37V121L36 122H34L33 121V119L31 120ZM49 122H47L48 124H49ZM62 122V121H61ZM69 122H70V124H72L73 122H72V120L70 119L69 120ZM79 122V121H78ZM118 122V121H117ZM132 122V121H131ZM200 122V121H199ZM199 122H197V123H199ZM2 123V122H1ZM14 123V121L12 122V123H10V125H12ZM40 123H42V122H40ZM39 123V124H40ZM66 123H67V121H66ZM82 123V122H81ZM87 123V122H86ZM113 123V122H112ZM129 123V122H128ZM6 125V123L4 122L2 125ZM44 124H46V122L44 123ZM52 124V123H51ZM51 124H49V125H51ZM67 124H69V123H67ZM99 124H100V122H99ZM130 124L131 123H129V126H130ZM30 125V124H29ZM35 125H33L32 126V124H31V126H32V129L31 130H34L33 129V127L35 126ZM41 125V124H40ZM39 125V126H40ZM53 125V124H52ZM120 125H122V124H120ZM199 125H200V123H199ZM199 125H198V127H199ZM39 126H38V130H39ZM74 126V125H73ZM106 126V125H105ZM105 126H104V128H105ZM114 126V125H113ZM128 126V127H129ZM260 126V125H259ZM2 128H3V126H1ZM22 127H24V126H22ZM46 126H43V131L44 130H46V129H44ZM49 127V126H48ZM51 127V126H50ZM49 127V128H50ZM68 127H69V125H68ZM67 127V128H68ZM87 127V126H86ZM117 127H119V125L117 124ZM121 127V126H120ZM128 127H127V129H128ZM173 127V126H172ZM256 127V126H255ZM7 128V127H6ZM14 128V127H13ZM24 128H26L27 130L26 131H28V129H29V127L27 128V126L26 127H24ZM48 128V130H50ZM52 128V127H51ZM53 128H55L54 127V125H53ZM57 128V127H56ZM55 128V129H56ZM60 128V127H59ZM84 128V127H83ZM130 128V127H129ZM171 128V127H170ZM187 128V127H186ZM193 128V127H192ZM191 128V129H192ZM254 128V127H253ZM23 129V128H22ZM54 129V130H55ZM58 129V128H57ZM102 129H103V127H102ZM119 129V128H118ZM197 129V128H196ZM3 130H4V128H3ZM7 130H8V128H7ZM59 130V129H58ZM84 130V129H83ZM105 131L107 130L106 128L104 129ZM124 130V129H123ZM168 130V129H167ZM171 130V129H170ZM176 130V129H175ZM174 130V131H175ZM12 130L10 129V132H11ZM14 131H16V129L14 130ZM14 131H13V133H14ZM26 131H25V134H26ZM36 131V130H35ZM35 131H34V133H35ZM88 131V130H87ZM86 131V132H87ZM101 130H99V132H100ZM107 131H109V130H107ZM107 131L105 132V134L107 133ZM127 131V130H126ZM125 131V132H126ZM132 131H134L133 129H132ZM255 131V130H254ZM254 131H253V133H254ZM24 132V131H23ZM39 132V131H38ZM59 132V131H58ZM69 132V131H68ZM102 132V131H101ZM149 132H151V131H149ZM3 133V132H2ZM1 133V134H2ZM8 133V132H7ZM12 133V132H11ZM22 133V132H21ZM32 133V135H33V131L31 132ZM36 133H37V131H36ZM44 133V132H43ZM42 133V134H43ZM45 133H46V131H45ZM54 133H55V131H54ZM53 133V135L55 136V134ZM60 133V132H59ZM59 133H57V134H59ZM79 133V132H78ZM122 133V132H121ZM188 133V132H187ZM255 133H257V132H255ZM254 133V134H255ZM15 134V133H14ZM47 134V133H46ZM45 134V135H46ZM104 134V133H103ZM169 134V133H168ZM260 134V133H259ZM11 135V134H10ZM10 135H7V136H10ZM16 135H18V133L16 134ZM26 135H28V133L26 134ZM41 135V134H40ZM39 135V136H40ZM60 135V134H59ZM123 136H125L124 134H122ZM170 135H172V132H171V134ZM185 135H187V134H185ZM189 135V134H188ZM20 136H22V135H20ZM30 136V135H29ZM37 136V135H36ZM104 137H105V135H103ZM102 136V137H103ZM106 136H107V134H106ZM130 136V135H129ZM173 136V135H172ZM172 136H170L171 138H172ZM178 136H179V133H178ZM198 136V135H197ZM1 137V136H0ZM19 137V136H18ZM41 137H44L45 139H46V137L44 136V135H42ZM40 137V138H41ZM57 137H59L58 135H57ZM96 137V136H95ZM136 137H138L137 135H136ZM175 137V136H174ZM196 137V136H195ZM209 137H210V139H209ZM11 138V137H10ZM20 139H21V137H19ZM31 139H33L32 137H30ZM39 138V137H38ZM40 138H39V140H40ZM65 138V137H64ZM74 138V137H73ZM135 138V137H134ZM255 138V137H254ZM0 139H2V138H0ZM24 139H26V136H25V138ZM60 139V138H59ZM59 139H57V141L59 140ZM62 139V138H61ZM88 138H86V140H87ZM100 139H101V137H100ZM111 139V138H110ZM110 139L108 140V139H106V140H108V141H110ZM139 139V138H138ZM181 139V138H180ZM13 140V139H12ZM15 140V139H14ZM19 140V139H18ZM28 140H30V139H28ZM85 140V141H86ZM102 140V139H101ZM184 140V139H183ZM31 141V140H30ZM42 141V140H41ZM46 140H44L43 142H45ZM65 141V140H64ZM82 141V140H81ZM135 141V140H134ZM147 141H149V140H147ZM178 141V140H177ZM23 142V141H22ZM21 142V143H22ZM54 142V141H53ZM71 142V141H70ZM260 142V141H259ZM15 143V142H14ZM31 143H32V141H31ZM74 143V142H73ZM80 143V142H79ZM87 143V142H86ZM103 143V142H102ZM109 143V142H108ZM111 143V142H110ZM109 143V144H110ZM128 143V142H127ZM199 144L200 146H198V147H196V146H194L195 144ZM6 144V143H5ZM15 144H17V143H15ZM83 144V143H82ZM85 144V143H84ZM99 144V143H98ZM135 144H137V143H135ZM149 144V143H148ZM86 145V144H85ZM84 146V145H83ZM135 146V145H134ZM137 146V145H136ZM144 146H145V144H144ZM149 146V145H148ZM23 147V146H22ZM55 147H57V145L55 146ZM21 148V147H20ZM19 147H17V149H20ZM28 148V147H27ZM39 148H41V147H39ZM43 148V147H42ZM60 148V147H59ZM78 148V147H77ZM76 148V149H77ZM79 148H81V146L79 147ZM84 148V147H83ZM109 149V148H108ZM250 149V148H249ZM24 150H26V149H24ZM24 150H23V152H24ZM51 150V149H50ZM36 151V150H35ZM111 151V150H110ZM245 151V150H244ZM22 152V153H23ZM57 152V151H56ZM56 152H54V153H56ZM73 151L71 150V148L70 147H65L64 146V148L62 149V151L61 152H58L56 155H55V157H54V159H52L51 158V160H50V162L49 163H47V166H48V168H47V173H48V181H45L44 183H43V185L39 188V191H42V194L44 195V197L46 198V203H49L50 204V206H51V204L52 203H55V202H58L60 199L62 200H64V201H66V199H67V189H66V186H65V181H67V179H65V177H64V175L66 174V173H68V172H70L71 171V168H72V164L73 163H71V158H72V155H73V153H72ZM94 150H92V149H89L88 150V152L86 153V155H85V165L87 166V164L91 161L90 159H91V155L92 154H94ZM102 152H103V150H102ZM107 153H108V151H106ZM106 152H104V153H106ZM16 153V152H15ZM19 153V152H18ZM41 153H44L43 152V150L41 151ZM48 153V152H47ZM107 153H106V155H107ZM249 153V152H248ZM19 154H21V153H19ZM19 154H17V155H19ZM25 153H23V155H24ZM33 154H35V153H33ZM32 154V155H33ZM38 154V153H37ZM112 153H110V155H111ZM32 155H31V157H32ZM243 155V154H242ZM49 156V155H48ZM109 156V155H108ZM130 156H132V154L130 155ZM6 157H7V155H6ZM14 157V156H13ZM13 157L11 156V160H12V162H14V160H13ZM22 157V156H21ZM36 157V156H35ZM110 157L113 159V156H109L108 158L110 159ZM119 157V156H118ZM242 157V156H241ZM80 158V157H79ZM97 158H100L99 156H97ZM239 158V159H238ZM2 159V158H1ZM27 159H28V157H27ZM32 159V158H31ZM33 159L34 160H36L34 157H33ZM39 159V158H38ZM46 159V158H45ZM108 159V161H110ZM122 159V158H121ZM42 160H44L43 158H42ZM114 160V159H113ZM244 160V159H243ZM8 161H10V160H8ZM17 161V160H16ZM77 161H79V159H78V157H77ZM122 161V160H121ZM130 161H128V164H127V166H129L130 165ZM2 162H4L3 161V159H2ZM30 162V161H29ZM34 162V161H33ZM36 162V161H35ZM39 162H42L41 161V158L38 160V162L37 163H39ZM76 162V161H75ZM115 162V161H114ZM165 162V171H164V173H162V168H161V164H163ZM78 163H80V162H78ZM106 163V162H105ZM12 164V163H11ZM15 163H13L12 165H14ZM35 164V163H34ZM41 164V163H40ZM118 164V163H117ZM178 164V165H177ZM260 164H264L263 163V161L262 160H260V161H258V162H256L255 163V165L256 166H258V165H260ZM9 165V164H8ZM25 165V164H24ZM32 165H33V163H32ZM76 165V164H75ZM83 165V164H82ZM81 165V166H82ZM92 165V164H91ZM108 165H110V164H108ZM164 165V164H163ZM11 166V165H10ZM35 165H33V169L34 168H37V167H34ZM36 166H38V165H36ZM117 166V165H116ZM231 167L230 169H228V167ZM96 167H98V166H96ZM95 167V168H96ZM121 167H123V166H121ZM254 167V166H253ZM12 168V167H11ZM10 168V169H11ZM19 168V167H18ZM39 168V167H38ZM37 168V169H38ZM75 168V167H74ZM128 168V167H127ZM126 168V169H127ZM9 169V170H10ZM21 169V168H20ZM19 169V170H20ZM27 169V168H26ZM30 169H32V168H30ZM37 169H35V170H37ZM46 169V168H45ZM88 168L87 167H85L84 169H83V173H82V175L80 176V179H81V183L83 184V188H81L82 189V191L80 192V193H78L77 195H76V201H77V205L74 207V210L75 211H78V210H81L83 207L81 206L82 204H83V200H84V198H85V188H86V184H87V179H86V173L87 172H84L85 170H87ZM253 169V168H252ZM9 170L7 171L6 170V172H9ZM98 170V169H97ZM96 170V171H97ZM122 170V169H121ZM164 170V169H163ZM263 170V169H262ZM5 171V170H4ZM43 171V170H42ZM105 171V170H104ZM26 172H27V170H26ZM36 172V171H35ZM74 172V171H73ZM82 172V171H81ZM260 172V171H259ZM263 172H264V170H263ZM5 173V172H4ZM34 173V172H33ZM94 173V172H93ZM7 174V173H6ZM18 175V174H17ZM20 175V174H19ZM33 175V174H32ZM43 175V174H42ZM72 175V174H71ZM90 175H92L93 176V174H90ZM97 175V174H96ZM148 175V176H149ZM25 176H26V174H25ZM37 176V175H36ZM45 176V175H44ZM74 176V175H73ZM89 176V175H88ZM91 176V177H92ZM102 176H103V170L101 169V170H99V173H98V180H97V183H101V182H103V178H102ZM194 176H196V173H194ZM69 177V176H68ZM75 177H77V176H75ZM94 177H95V175H94ZM177 177V176H176ZM183 177V176H182ZM6 178V177H5ZM151 178V177H150ZM169 178V179H168ZM189 178V177H188ZM193 178H195V177H193ZM89 179V178H88ZM90 179H92V178H90ZM73 180V179H72ZM92 181V180H91ZM193 181V180H192ZM195 181V185H196V182H197V179H195L194 180ZM4 182V181H3ZM14 182V181H13ZM72 182V181H71ZM70 182V183H71ZM163 182V181H162ZM10 183V182H9ZM94 184V183H93ZM7 185H9V184H7ZM152 185H155V184H153L152 183ZM10 186H13V184H10ZM14 186H16V185H14ZM25 186V185H24ZM139 186L141 187V184H139ZM172 186V185H171ZM177 186V185H176ZM8 187V186H7ZM16 188L17 187H15V190H16ZM170 188V187H169ZM174 188V187H173ZM18 189V188H17ZM12 190H13V188H12ZM38 190H35L34 191V193H36L35 195H34V199H35V204H34V209H35V211H36V213H38L39 211H40V209L42 210H44V209H46L47 211H48V218L50 217V218H52L53 217V215H52V212L51 211H49L48 209H47V206H45V204H40V202H39V199H40V192H39ZM7 192V191H6ZM16 192V191H15ZM88 192V191H87ZM18 193V192H17ZM24 193H25V197L26 198H28L29 197V191L27 190V187H25V190H24ZM1 194V193H0ZM7 194V193H6ZM10 194H13V192L12 193H10ZM264 194V193H263ZM262 194V195H263ZM171 195H172V192H171ZM7 196V195H6ZM12 197V196H11ZM14 197V196H13ZM102 197H104L103 196V193H102ZM263 197V196H262ZM6 198V197H5ZM17 198V197H16ZM29 199V198H28ZM183 199V198H182ZM158 200H160V198L158 199ZM157 200V201H158ZM171 200V198L169 197V201ZM261 200H262V198H261ZM2 202H3V200H2ZM16 202V201H15ZM14 202V203H15ZM263 202V201H262ZM9 203V202H8ZM10 204V203H9ZM100 205L101 206H103V201H101V203H100ZM264 205V204H263ZM7 206V205H6ZM26 206H28V205H26V204H22L21 206H20V208H22V209H24V208H26ZM85 206V205H84ZM97 206V205H96ZM4 207V206H3ZM82 207V208H81ZM6 208V207H5ZM100 209V208H99ZM98 209V210H99ZM6 210H7V208H6ZM33 210V209H32ZM83 210V209H82ZM85 211V210H84ZM97 211V210H96ZM95 211V212H96ZM5 212V211H4ZM82 212V211H81ZM91 212V211H90ZM89 212V213H90ZM94 212V213H95ZM99 212V211H98ZM18 213V212H17ZM21 213V212H20ZM82 213H84V212H82ZM6 214V213H5ZM10 214V213H9ZM8 214V215H9ZM78 214H79V212H74L71 216L75 219L77 216H78ZM81 214V213H80ZM97 214V213H96ZM263 214H264V211H263ZM12 216V215H11ZM95 216V218L96 217H98L99 215H94ZM172 216V215H171ZM27 217V216H26ZM45 217H46V215H45ZM81 217V216H80ZM2 218V217H1ZM78 218V217H77ZM100 218V217H99ZM28 219V218H27ZM27 221V220H26ZM105 221V220H104ZM3 222V221H2ZM27 223V222H26ZM28 223H29V221H28ZM50 223V222H49ZM94 223H95V221H94ZM4 224V223H3ZM101 224V223H100ZM20 225V224H19ZM29 225V224H28ZM54 225V224H53ZM26 226V225H25ZM63 227V226H62ZM2 228V227H1ZM26 228H27V226H26ZM106 228V227H105ZM49 229V228H48ZM22 230H24V228H22ZM75 230V229H74ZM60 231V230H59ZM106 231H107V229H106ZM5 232V231H4ZM52 233V232H51ZM50 233V234H51ZM5 234V233H4ZM20 234V233H19ZM49 234V235H50ZM57 234H58V232L54 235V236H57ZM107 234V233H106ZM264 234V233H263ZM45 235V234H44ZM44 235H43V237H44ZM53 235V234H52ZM53 237V236H52ZM245 237V236H244ZM5 238V237H4ZM54 238V237H53ZM6 239V238H5ZM15 239V238H14ZM76 239V238H75ZM49 240H51V238L49 239ZM54 239H52L51 241H53ZM245 240V239H244ZM12 241V240H11ZM11 241H9V243L11 242ZM242 241V240H241ZM244 242V241H243ZM51 243V242H50ZM13 244V243H12ZM54 244V243H53ZM7 245V244H6ZM62 245V244H61ZM243 245V244H242ZM43 246V245H42ZM55 246V245H54ZM53 246V247H54ZM66 246V245H65ZM78 246V245H77ZM40 247V246H39ZM51 248V247H50ZM72 249V248H71ZM55 250V249H54ZM41 252V251H40ZM49 252V251H48ZM169 253V252H168ZM5 254V253H4ZM58 254V253H57ZM242 254V253H241ZM240 254V255H241ZM3 255V254H2ZM43 255H45V254H43ZM72 258H74L75 259V264H78V263H80V262H82V259L83 258H78L76 255H75V253L74 252H71V254H69ZM4 256H6V255H4ZM258 257H256L255 258V261L253 262V264H263V262H264V244H263V247L261 248V250H260V252L258 253V255H257ZM7 257V256H6ZM13 257V256H12ZM16 257V256H15ZM20 257V256H19ZM18 258V257H17ZM37 258L38 257H36V256H33V255H31V256H28L26 259L30 262V261H32V260H37ZM241 258V257H240ZM45 259V258H44ZM78 259V260H77ZM20 260V259H19ZM44 261V260H43ZM49 262V261H48ZM51 262V261H50ZM55 262V261H54ZM59 262V261H58ZM65 262H68V261H65ZM53 263V262H52ZM73 264V263H72ZM238 264H241V263H238Z\"/></svg>","mask_w":264,"mask_h":264},{"label":"built area","instance_id":"built-area-1","mask_svg":"<svg viewBox=\"0 0 264 264\" xmlns=\"http://www.w3.org/2000/svg\"><path fill=\"white\" fill-rule=\"evenodd\" d=\"M257 150L264 157V133L262 134Z\"/></svg>","mask_w":264,"mask_h":264}]
</instances>
